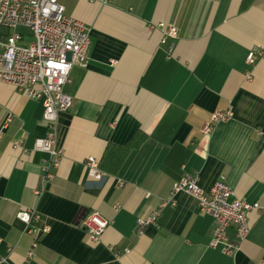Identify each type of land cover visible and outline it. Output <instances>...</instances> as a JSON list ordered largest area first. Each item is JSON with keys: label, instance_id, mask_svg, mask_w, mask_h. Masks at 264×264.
Masks as SVG:
<instances>
[{"label": "crops", "instance_id": "1", "mask_svg": "<svg viewBox=\"0 0 264 264\" xmlns=\"http://www.w3.org/2000/svg\"><path fill=\"white\" fill-rule=\"evenodd\" d=\"M57 2L89 28L88 59L64 87L73 104L56 124L63 156L49 182L46 155L33 151L47 132L42 103L0 82V264H264V57L246 62L264 52V0ZM160 23L176 28L174 41L160 43ZM215 110L231 118L203 135ZM89 159L101 180L88 175ZM186 174L205 191L224 175L237 198L258 205L233 256L209 248L214 221L185 193L136 234V220ZM21 210L38 220L26 227ZM89 212L109 222L96 243L81 226Z\"/></svg>", "mask_w": 264, "mask_h": 264}, {"label": "built area", "instance_id": "2", "mask_svg": "<svg viewBox=\"0 0 264 264\" xmlns=\"http://www.w3.org/2000/svg\"><path fill=\"white\" fill-rule=\"evenodd\" d=\"M158 28L162 33L161 44L177 38L175 27L160 23ZM89 48V28L66 16L64 7L57 0H0V82L12 86L23 97L42 103L47 132L34 141L33 151L46 155L42 169L47 182L53 179L52 170L58 168L63 156L56 141V124L59 116L68 112L73 104L64 87L69 82L72 67L83 65L88 59ZM172 49L173 43H170L168 54ZM262 57L264 52L251 50L246 62L253 66L255 60ZM230 118L229 110H215L202 127V134H210L215 125ZM11 121L12 115H9L2 129ZM256 135L264 136V130H257ZM15 144L21 146L22 141ZM87 167L88 175L93 179L101 180L104 176L96 160L89 159ZM179 193L193 198L198 212L213 219L214 231L209 248H219L222 254L233 256L249 235L248 214L259 207L237 198L224 175L219 176L208 191L199 186L197 175H184L172 184L170 199L162 200L156 210L136 220V234L142 235L146 228L155 227L160 210L169 204L174 205V197ZM118 209L113 206L115 212ZM16 219L28 227L38 217L33 211L21 210ZM108 225L109 222L96 212L87 213L81 220L91 243L99 241ZM230 229L233 238L228 235ZM47 230V226L41 229L43 232ZM27 232L32 233L31 230ZM36 247L33 243L25 262L35 255ZM127 253L128 250H124V254Z\"/></svg>", "mask_w": 264, "mask_h": 264}, {"label": "trees", "instance_id": "3", "mask_svg": "<svg viewBox=\"0 0 264 264\" xmlns=\"http://www.w3.org/2000/svg\"><path fill=\"white\" fill-rule=\"evenodd\" d=\"M128 146H129L128 148H127V147H125L124 156L126 155V153H128V151H129V149H130V148H132V147H136V145H135V144H133V145L129 144ZM98 166H99V163H98ZM99 169H100V166H99ZM100 170H101V169H100Z\"/></svg>", "mask_w": 264, "mask_h": 264}]
</instances>
